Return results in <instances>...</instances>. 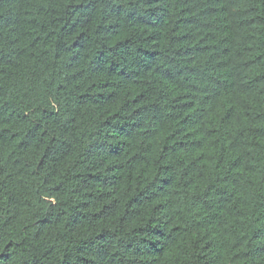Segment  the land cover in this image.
I'll list each match as a JSON object with an SVG mask.
<instances>
[{"label":"trees","instance_id":"obj_1","mask_svg":"<svg viewBox=\"0 0 264 264\" xmlns=\"http://www.w3.org/2000/svg\"><path fill=\"white\" fill-rule=\"evenodd\" d=\"M0 264H264V0H0Z\"/></svg>","mask_w":264,"mask_h":264}]
</instances>
